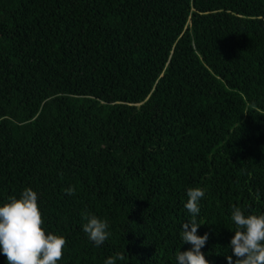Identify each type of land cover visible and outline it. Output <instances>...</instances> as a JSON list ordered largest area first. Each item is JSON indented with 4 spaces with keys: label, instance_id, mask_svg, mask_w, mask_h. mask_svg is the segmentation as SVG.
I'll return each mask as SVG.
<instances>
[{
    "label": "trees",
    "instance_id": "16d2710c",
    "mask_svg": "<svg viewBox=\"0 0 264 264\" xmlns=\"http://www.w3.org/2000/svg\"><path fill=\"white\" fill-rule=\"evenodd\" d=\"M28 187L58 264H176L200 187L227 264L232 207L264 214V0H0V203Z\"/></svg>",
    "mask_w": 264,
    "mask_h": 264
},
{
    "label": "clouds",
    "instance_id": "9594fccd",
    "mask_svg": "<svg viewBox=\"0 0 264 264\" xmlns=\"http://www.w3.org/2000/svg\"><path fill=\"white\" fill-rule=\"evenodd\" d=\"M69 195L75 188L66 189ZM185 208L191 219L182 224L181 240L191 247L176 253V264H210L202 249L206 246L209 234L198 235L201 200L206 196L200 187L187 189ZM234 235L226 255L227 264H264V214H246L238 206L231 210ZM82 225L88 239L99 247L111 235L108 221L96 215H86ZM44 221L38 206V194L32 188H25L19 198L9 197L8 202L0 203V254L6 256L7 264H58L63 255L66 238L42 227ZM235 257L236 259H233ZM123 254L108 257L104 264H118L124 261Z\"/></svg>",
    "mask_w": 264,
    "mask_h": 264
}]
</instances>
